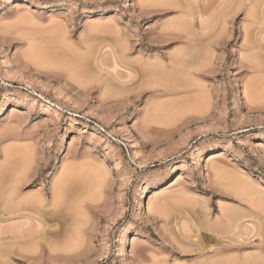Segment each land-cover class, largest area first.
Masks as SVG:
<instances>
[{
  "label": "rangeland",
  "instance_id": "1",
  "mask_svg": "<svg viewBox=\"0 0 264 264\" xmlns=\"http://www.w3.org/2000/svg\"><path fill=\"white\" fill-rule=\"evenodd\" d=\"M0 169V264H264V0H0Z\"/></svg>",
  "mask_w": 264,
  "mask_h": 264
},
{
  "label": "bare ground",
  "instance_id": "2",
  "mask_svg": "<svg viewBox=\"0 0 264 264\" xmlns=\"http://www.w3.org/2000/svg\"><path fill=\"white\" fill-rule=\"evenodd\" d=\"M2 169H0V171H1ZM3 171V170H2ZM2 173H4V172H2ZM2 173H1V175H2ZM9 173V172H8ZM20 173V172H19ZM18 173V174H19ZM18 174H16V176H17V178L16 179H14V181L13 182H11V183H13L12 184V186H10L11 187V189H9V191L5 194L6 196H4V205L5 204H10L11 206L14 204L15 205V208L16 209H18V207H19V205H21V206H24V207H28V208H30V207H35L34 209H36V207L37 208H40V207H43L44 205H45V202H46V197L42 194V193H35L34 194V196H36V197H34V196H32V194L29 196V197H23V199L21 198H19L18 197V187H19V185L22 183V182H24L20 177H22V176H20V177H18ZM21 175H23L22 173H20ZM10 175V174H9ZM13 176V175H12ZM65 176H66V174H65ZM5 177V176H4ZM7 177V176H6ZM11 177V176H10ZM26 176H24L23 177V179H26L25 178ZM12 178V177H11ZM15 178V177H14ZM63 178H64V176H63ZM62 179V178H61ZM61 179L59 180V181H61ZM9 180V179H8ZM66 180H67V177H66ZM65 181V180H64ZM68 181V180H67ZM56 183V184H55ZM54 184H53V189H52V199H55L56 197H58L59 196V194H60V191H61V189H62V187H64L63 186V181L62 182H59V183H57V182H55ZM10 184V183H9ZM22 185V184H21ZM1 186V185H0ZM4 186H5V184H4ZM8 186V185H7ZM66 186V185H65ZM2 189V188H1ZM1 189H0V191H1ZM0 198H1V200L3 199L2 198V195L0 194ZM26 196V195H25ZM21 197V196H20ZM53 201V200H52ZM51 201V202H52ZM2 203V202H1ZM58 203H59V201H58ZM54 204V203H53ZM56 204V203H55ZM9 205V206H10ZM18 207H17V206ZM14 206H12V208H13ZM52 208V207H51ZM10 209V208H9ZM27 209V208H26ZM6 210H7V208H6ZM19 210V209H18ZM21 210H22V208H21ZM31 210H32V208H31ZM38 211H40V210H38ZM43 211V210H42ZM8 213V212H7ZM12 213V212H11ZM15 213V212H14ZM22 216H24L23 214H21ZM39 225V224H38ZM236 230V229H235ZM224 264V263H223Z\"/></svg>",
  "mask_w": 264,
  "mask_h": 264
}]
</instances>
